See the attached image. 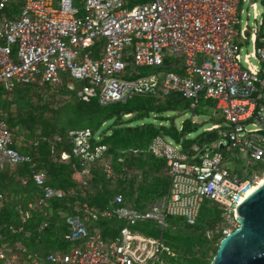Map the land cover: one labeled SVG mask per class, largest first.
<instances>
[{"label": "built area", "instance_id": "2783aa9c", "mask_svg": "<svg viewBox=\"0 0 264 264\" xmlns=\"http://www.w3.org/2000/svg\"><path fill=\"white\" fill-rule=\"evenodd\" d=\"M246 2L256 9L254 0H145L131 8L124 0H83L82 7L77 0H0V87L7 92L19 85L59 84L66 77L68 89L81 100L97 98L105 106L134 95L166 98L181 93L192 101V108L198 107L201 97L213 101L225 123L224 128L206 129L219 130V140L203 149L194 145L185 151L165 136L153 139L146 151L165 160L171 187L146 209L128 204L121 193L101 211L82 205L91 222L124 223L113 237L106 238L100 227H89L80 216H73L67 220L70 232L65 239L72 244L68 251L49 252L40 259L22 244L4 245L1 264L162 263L161 257L171 251L163 232L154 237L140 225L152 222L163 229L170 217L195 224L207 199L223 208L224 223L216 233L224 238L239 227L237 207L247 190L264 177V171L236 176L223 167L220 152L246 153L250 164L264 165V19L244 23ZM168 61L173 70L165 69ZM149 67L158 71L149 75L138 71ZM133 72L138 77L127 78ZM69 137L72 155L81 164L80 176L88 185L91 165L104 158L108 147L90 129L71 131ZM222 143L225 147L219 149ZM141 153L123 151L135 157ZM23 163L32 172L22 184L32 180L42 191L38 205L46 207L49 201L64 198L65 192L36 170V160L15 147L12 132L0 118V169ZM104 173L109 180L120 176L110 161ZM34 208L29 203L28 209L19 211L22 223Z\"/></svg>", "mask_w": 264, "mask_h": 264}, {"label": "trees", "instance_id": "16d2710c", "mask_svg": "<svg viewBox=\"0 0 264 264\" xmlns=\"http://www.w3.org/2000/svg\"><path fill=\"white\" fill-rule=\"evenodd\" d=\"M82 1L77 0V5L82 7ZM124 1L129 8L145 2ZM165 69L174 68L168 61ZM131 71L132 68H129L128 72ZM137 77V73L133 77L127 76L132 79ZM67 84L65 77L61 83L54 85H19L12 93L7 92L3 86L0 87V118L12 132L15 147L36 160V170L46 174L48 184L65 192L63 199L51 200L46 207H42L38 205L42 197L41 189L32 180L27 185L22 184V179L32 172L28 163L13 169L5 165L0 169V247L22 244L40 259L49 252H66L72 246L65 239V235L70 232L67 221L69 217L80 216L89 227H100L106 238L113 237L117 232L116 228L124 226L118 220L101 219L96 223L91 222L82 210L84 203L101 211L109 208L115 194L121 193L128 204L146 209L149 204L168 194L171 180L165 172V160L146 151L157 136H165L182 144L185 151H190L194 145L203 149L219 140V130L200 133L201 126L193 123L192 119L184 121L181 127L175 123L172 113H185L189 109L201 113L198 107L191 108L192 102L181 93H173L166 98L134 95L126 102L105 106L97 98L81 100L76 92L68 89ZM59 85L63 86V93L72 95L73 103L71 108L63 107L62 114L66 115L67 120L58 125L46 115L57 111L48 102L36 105L34 97L43 100L41 92L54 93L55 87ZM35 124L41 125L39 134ZM22 126L27 128L33 138L27 144L19 146L13 132ZM84 129H90L94 136L100 137L99 142L108 147L104 158L91 165L92 176L88 185H84L82 179L76 177L80 175L81 164L72 155L73 144L69 137L71 131ZM131 149H140L143 153L138 157L123 154V151ZM66 154H71V159L65 160ZM107 161L120 174L116 180H109L104 173ZM124 167L129 170L123 171ZM135 172H141L142 178L138 179ZM29 203H33L35 208L27 222L22 223L19 211L28 209ZM222 214L223 208L207 199L202 204L195 224H189L184 218L170 217L165 228L159 227L162 230L170 229L166 244L171 251L165 255L173 260V264H211V253L215 257L222 240V234L216 233L224 223ZM44 224L46 226L41 228ZM140 226L145 227L144 232L150 227L155 236L160 233L152 222ZM20 227L21 231L13 232Z\"/></svg>", "mask_w": 264, "mask_h": 264}, {"label": "rangeland", "instance_id": "374dc122", "mask_svg": "<svg viewBox=\"0 0 264 264\" xmlns=\"http://www.w3.org/2000/svg\"><path fill=\"white\" fill-rule=\"evenodd\" d=\"M254 1L257 3V7L255 10L252 7H250L247 2L244 3L243 5V9L245 11L243 15V21L244 23L248 22L249 25L258 23L260 19L262 18L264 19V0H254ZM248 13H249V16H248ZM255 13L258 14L257 21L254 20ZM245 52L246 50L244 51V53ZM138 71L142 75H149L158 70L154 67H149V68H141ZM62 88L63 86L59 85L55 87L54 93H50L48 91L41 92L43 95L42 96L43 100H40V98L37 96L34 97V102H36V105L40 106L48 102L50 106L52 107V109L54 111H57L56 113L48 112L46 113V115L48 119H50L53 123H56L58 125L64 123L65 120H67L66 115L62 114L63 107L71 108V103H73L72 95L65 93V92L63 93L61 91ZM191 108H192V105H191ZM13 109H15V106H13ZM198 110H201V113L199 112L195 113L193 109H189L185 113L183 112H180L179 114L172 113L171 115L174 117L175 123L180 127L182 126V123L184 121L192 119L193 123H197L201 126L200 133H202V131H206L207 128L211 127L215 123H218L223 128L225 127V123L220 114V111H216L215 103L213 101L207 102L204 98L201 97L200 104L198 105ZM59 111L61 112L58 113ZM13 114H15V111H13ZM35 125H36L35 127L38 129V134H39L41 132V128H40L41 125L40 124H35ZM18 129L19 128H16L13 133L17 139V143L19 146H23L32 140L33 136L31 133H29V131L27 130L25 126H22L19 130ZM214 151H219V149H215ZM220 152H222L225 157L223 167L228 169L231 173H234L238 177L246 176L253 172H258L261 175L262 171H264V165L262 163L252 162V164H250L251 160L248 158L246 153L236 151L234 155H232L231 153H228L226 150H221ZM134 174L138 175V179L142 178L141 172H135ZM76 177L78 179L79 178L82 179L80 175L79 176L77 175ZM143 178H144V175H143ZM222 226H219V227H222ZM158 229L160 230V233L158 234V236H155L151 233L150 227H148V229L146 230V233H149L153 235L154 237H160L161 232L164 231V241L167 242L166 240H168L170 229L162 230L159 227ZM211 256L212 258H214L213 252L211 253ZM161 261L162 263L158 262L157 264H173L174 263L173 260L167 257L166 255H163L161 257Z\"/></svg>", "mask_w": 264, "mask_h": 264}, {"label": "water", "instance_id": "95a60500", "mask_svg": "<svg viewBox=\"0 0 264 264\" xmlns=\"http://www.w3.org/2000/svg\"><path fill=\"white\" fill-rule=\"evenodd\" d=\"M236 221L239 227L222 238L211 264H264V183L237 207Z\"/></svg>", "mask_w": 264, "mask_h": 264}, {"label": "bare ground", "instance_id": "6f19581e", "mask_svg": "<svg viewBox=\"0 0 264 264\" xmlns=\"http://www.w3.org/2000/svg\"><path fill=\"white\" fill-rule=\"evenodd\" d=\"M264 183V177L263 179L258 183V185L254 186L253 188H250L247 190L245 196L243 197V199L241 200V203L247 198L249 197L254 191H256V189L262 185Z\"/></svg>", "mask_w": 264, "mask_h": 264}, {"label": "crops", "instance_id": "0c3cea01", "mask_svg": "<svg viewBox=\"0 0 264 264\" xmlns=\"http://www.w3.org/2000/svg\"><path fill=\"white\" fill-rule=\"evenodd\" d=\"M13 169V168H12Z\"/></svg>", "mask_w": 264, "mask_h": 264}]
</instances>
